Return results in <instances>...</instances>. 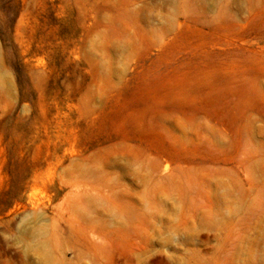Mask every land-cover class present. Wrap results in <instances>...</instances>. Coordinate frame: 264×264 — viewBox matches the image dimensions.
<instances>
[{
  "label": "rangeland",
  "instance_id": "rangeland-1",
  "mask_svg": "<svg viewBox=\"0 0 264 264\" xmlns=\"http://www.w3.org/2000/svg\"><path fill=\"white\" fill-rule=\"evenodd\" d=\"M0 264H264V0H0Z\"/></svg>",
  "mask_w": 264,
  "mask_h": 264
}]
</instances>
